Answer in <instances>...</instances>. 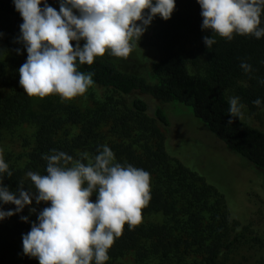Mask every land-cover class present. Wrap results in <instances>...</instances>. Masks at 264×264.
<instances>
[{
	"label": "trees",
	"instance_id": "obj_1",
	"mask_svg": "<svg viewBox=\"0 0 264 264\" xmlns=\"http://www.w3.org/2000/svg\"><path fill=\"white\" fill-rule=\"evenodd\" d=\"M200 12L196 0H176L171 19L156 17L152 21L153 44L160 55L151 67L152 82L122 72L102 57L92 65L77 62V71L93 73V84L105 96L83 109L59 100L36 105L35 97L20 87L18 69L27 52L16 43V37L23 20L13 0H0V52L11 53L0 66V139L5 131L24 125L35 128L24 156L13 160L3 155L12 172L10 177L5 173V185L12 191L19 184L32 186L27 172L45 175L47 161L42 156L53 154V150L63 151L75 161L83 153L95 156L97 148L104 145L113 151L117 163L131 164L150 174L151 199L142 209L141 222L132 228L124 225L108 250L105 264H128L129 260L134 264H264V255L236 260L245 245L263 248L264 235L231 216L230 192L193 170L182 154L169 146L162 130L169 126L165 111L157 107L151 113L146 101L133 98L134 93H141L164 104L191 107L193 115L229 151L264 175V131L241 118L227 124L228 90L251 112L264 109V84L260 83L264 80V37L234 34L227 40L215 35L216 43L208 49L203 37L211 33L202 31ZM260 19L259 27L264 28V13ZM80 43L82 47L84 42ZM185 43L192 47L189 55L183 49ZM241 62L252 65V71L245 73ZM190 64L196 72L189 70ZM258 98L262 101L259 107L253 103ZM91 199L95 201V196ZM48 206L32 204L37 214ZM0 207L7 211L15 205ZM37 214H30L26 207L0 221V264H39L25 256L22 248V235L31 230ZM21 216H27L29 222H22ZM152 216H161L162 221H148Z\"/></svg>",
	"mask_w": 264,
	"mask_h": 264
},
{
	"label": "clouds",
	"instance_id": "obj_2",
	"mask_svg": "<svg viewBox=\"0 0 264 264\" xmlns=\"http://www.w3.org/2000/svg\"><path fill=\"white\" fill-rule=\"evenodd\" d=\"M196 2L201 8V29L211 33L203 37L208 49L216 43L215 35L227 40L234 34L264 37V28L259 27L264 0ZM13 5L23 20L16 43L27 52L18 69L20 87L29 97L55 94L68 101L84 95L94 83V74L77 71V62L92 65L106 52L127 58L132 40H140L156 17L171 19L176 0H59V11L47 0H13ZM81 41H85L82 47ZM240 67L245 73L252 71L248 63L241 62ZM253 103L259 107L262 101ZM229 105L227 124L232 125L243 117L244 105L236 96L230 97ZM42 159L47 161L46 174L28 171L32 186L19 184L12 191L4 183L5 173L10 177L12 172L0 149V205H15L7 211L0 207V221L26 207L37 214L33 201L37 206L49 204L22 235L23 254L39 264H105L124 225L132 228L141 222L142 209L151 199L150 174L117 163L106 145L98 147L95 156L83 153L75 161L56 150ZM20 219L29 222L27 216Z\"/></svg>",
	"mask_w": 264,
	"mask_h": 264
},
{
	"label": "rangeland",
	"instance_id": "obj_3",
	"mask_svg": "<svg viewBox=\"0 0 264 264\" xmlns=\"http://www.w3.org/2000/svg\"><path fill=\"white\" fill-rule=\"evenodd\" d=\"M48 4L59 11V0H47ZM43 8V4L40 5ZM153 26H149L141 39L132 40L133 48L127 58L110 56L107 52L102 57L112 62L119 70L125 73L136 74L152 82V64L159 59V51L153 44ZM85 43V41H82ZM185 53L189 55L192 47L185 43ZM11 53L0 52V66L8 60ZM189 70L196 72L195 67L189 65ZM148 75V77H146ZM3 90H0V95ZM228 98L235 96L232 90L227 91ZM104 93L96 85L90 86L86 93L72 100H62L58 95H49L43 99L35 97L36 105L48 100H59L72 103L83 109L103 101ZM133 98H141L149 105L151 113L157 107L162 108L168 119L169 126L162 127L167 136L169 146L180 152L187 163L200 175H206L213 180L217 187L225 188L230 192L229 209L231 216L245 224L259 235H264V175L243 157L232 153L225 144L216 138L205 124L199 121L192 113V108L180 103H161L148 95L134 93ZM240 103H242L240 101ZM243 104V103H242ZM244 105V104H243ZM243 121L264 131V109L251 112L246 105L242 109ZM35 128L24 125L13 131H5L0 139V149L4 156H11L19 160L27 152L28 143L33 140ZM24 160L19 161L23 163ZM148 221H162L161 216L149 217ZM264 255V247H252V244L243 246L236 255V260L254 259ZM128 264H134L129 260Z\"/></svg>",
	"mask_w": 264,
	"mask_h": 264
}]
</instances>
